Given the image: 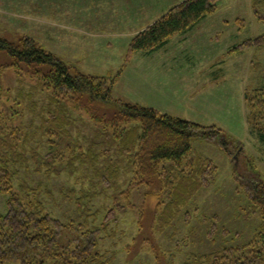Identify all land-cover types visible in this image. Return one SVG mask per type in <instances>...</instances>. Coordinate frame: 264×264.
<instances>
[{
	"label": "rangeland",
	"instance_id": "374dc122",
	"mask_svg": "<svg viewBox=\"0 0 264 264\" xmlns=\"http://www.w3.org/2000/svg\"><path fill=\"white\" fill-rule=\"evenodd\" d=\"M122 1L0 0V40L19 44L30 37L73 70L115 80V99L202 126H216L224 131L228 149L236 155L229 157L219 139L193 138L191 157L204 155L218 167L216 181L202 190L186 210L194 214L198 208L200 217H191L189 224L181 217L174 227L158 233L154 214L157 204L166 200L164 192L150 186L130 188L129 196L120 197L119 203L133 207L120 215L119 225L111 223L112 236L101 242L99 249L115 255L116 264H183L192 253L246 245L259 231L262 220L252 212L246 188L264 183V120L250 115L245 95L247 91L264 90V49L231 50L264 33V25L254 15L252 0H220L216 13L188 34L173 37L165 48L154 53L137 51L129 61L128 48L136 32H142L160 16L154 10L127 20L121 14L115 13L113 20L104 15L114 12L116 2ZM181 1H163L164 5L171 2L165 10ZM186 36L190 38L182 40L181 45H172ZM180 48L192 50L179 54L176 60ZM12 63L10 53L0 49V121L23 130L36 128L40 125L39 115L47 110L51 92L43 89V82L26 65L14 67ZM20 91L24 101L18 97ZM94 106L99 114L109 117L119 110L115 104L103 101H96ZM74 114L76 136L93 137L92 123L83 110ZM39 138L29 148L37 147ZM44 146L42 155L48 152V145ZM36 168L40 167L34 162L30 173L23 168L14 190L20 192L23 180L33 187L42 184L41 200L55 217L81 221L75 204L64 194L68 189L79 191L84 184L86 189L91 187L83 174L70 176L62 172L61 176L48 178L43 172H34ZM113 197L100 196L91 204L100 218L97 225L110 208L116 207ZM25 198L22 196L23 201ZM7 199V194L0 193V215L8 212ZM214 215L220 216L218 227L226 228L230 235H206L208 224L201 219Z\"/></svg>",
	"mask_w": 264,
	"mask_h": 264
},
{
	"label": "trees",
	"instance_id": "16d2710c",
	"mask_svg": "<svg viewBox=\"0 0 264 264\" xmlns=\"http://www.w3.org/2000/svg\"><path fill=\"white\" fill-rule=\"evenodd\" d=\"M219 2L186 0L176 5L133 37L127 61L137 51L154 53L165 48L173 37L190 32L216 13ZM252 4L254 15L264 25V0H252ZM252 48L264 49V33L236 45L231 53ZM0 49L12 56L11 66L26 65L43 82V89L51 92L47 110L39 115L40 125L36 128L23 130L0 121V193L8 195V212L0 215V264H116V256L99 247L112 236L111 223L119 225L120 215L133 207L119 203L120 197L129 196L130 188L150 186L164 192L166 200L157 204L154 214L158 233L174 227L181 217L187 224L191 217H200L198 208L194 214L186 210L202 190L216 181L218 167L204 155L191 157L192 139H219L233 159L236 152L228 149L222 129L115 99V80L73 70L30 37L19 44L0 40ZM22 94L20 91L18 97L23 100ZM245 96L250 115L264 120V90L247 91ZM96 101L113 103L119 110L110 117L101 115L95 109ZM80 110L92 123L91 138L76 136L74 113ZM38 137L37 147L29 148ZM44 145H48V152L42 155ZM31 162L40 167L34 172H43L48 178L61 176L62 172L70 176L83 174L91 187L86 189L84 184L81 190L68 189L64 194L75 204L81 221L55 217L41 200L42 184L33 187L23 180L20 192L14 190L21 170L30 173ZM246 195L252 212L262 219L259 231L249 242L226 245L211 253H192L183 264H263L264 183L247 186ZM100 196H114L116 207L110 208L97 225L100 218L91 204ZM201 221L208 224V237L231 234L218 227V215L204 216Z\"/></svg>",
	"mask_w": 264,
	"mask_h": 264
},
{
	"label": "crops",
	"instance_id": "0c3cea01",
	"mask_svg": "<svg viewBox=\"0 0 264 264\" xmlns=\"http://www.w3.org/2000/svg\"><path fill=\"white\" fill-rule=\"evenodd\" d=\"M163 1H165V0H129V1H126L125 0V1H122V2H116L115 6H114V9H115L114 12L111 11L110 13H106V12H103V13H104L105 16L110 17L109 19H111V20H113L115 18V13H116V15L117 14L123 15L124 18H125V20H127L132 15H135L136 16V15L151 13L154 10L155 12H158V13H156V15L157 16H160V17H158V19H156V21H158L162 16H164L165 14H167L173 7L176 6V5H174L173 7H169L167 10H165L168 6H170L171 2L169 3V5H164L163 4ZM184 1H186V0H184ZM184 1H181L177 5L181 4ZM160 3H162V4H160ZM156 6L159 7V9H160L159 11L157 10V7ZM161 6H163V9H161ZM116 7H119V8L120 7H123L124 9L123 10H119V9L116 10ZM138 33H140V32H136V35ZM188 33L189 32L185 33V35L188 34ZM189 38H190V36H186L183 39L181 37L180 39H178L177 41H175L172 45L173 46L181 45L182 40H188ZM169 43H170V41H169ZM196 48H198V47H196ZM191 50H192V48L188 49L187 51H182V49L180 48V50L175 55V59L176 60L178 59V55L179 54H181L183 52L187 54ZM247 107H248V105H247Z\"/></svg>",
	"mask_w": 264,
	"mask_h": 264
}]
</instances>
